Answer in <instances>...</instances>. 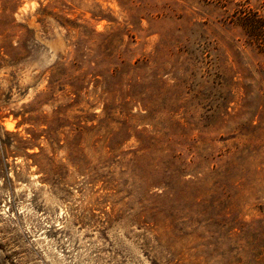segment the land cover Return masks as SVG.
<instances>
[{
    "label": "rangeland",
    "instance_id": "rangeland-1",
    "mask_svg": "<svg viewBox=\"0 0 264 264\" xmlns=\"http://www.w3.org/2000/svg\"><path fill=\"white\" fill-rule=\"evenodd\" d=\"M253 13L0 0V264H264Z\"/></svg>",
    "mask_w": 264,
    "mask_h": 264
},
{
    "label": "trees",
    "instance_id": "trees-1",
    "mask_svg": "<svg viewBox=\"0 0 264 264\" xmlns=\"http://www.w3.org/2000/svg\"><path fill=\"white\" fill-rule=\"evenodd\" d=\"M248 15V16H247ZM245 14L243 22L251 40H256L264 50V19L258 17L256 13Z\"/></svg>",
    "mask_w": 264,
    "mask_h": 264
}]
</instances>
